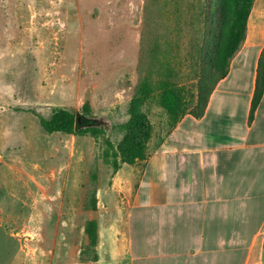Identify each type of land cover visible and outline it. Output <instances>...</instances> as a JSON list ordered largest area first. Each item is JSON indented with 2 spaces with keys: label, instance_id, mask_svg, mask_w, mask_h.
<instances>
[{
  "label": "rangeland",
  "instance_id": "rangeland-1",
  "mask_svg": "<svg viewBox=\"0 0 264 264\" xmlns=\"http://www.w3.org/2000/svg\"><path fill=\"white\" fill-rule=\"evenodd\" d=\"M250 4L0 0V264L115 262L99 230L125 228L129 169L203 112Z\"/></svg>",
  "mask_w": 264,
  "mask_h": 264
},
{
  "label": "crops",
  "instance_id": "crops-1",
  "mask_svg": "<svg viewBox=\"0 0 264 264\" xmlns=\"http://www.w3.org/2000/svg\"><path fill=\"white\" fill-rule=\"evenodd\" d=\"M133 170L125 228L99 230L113 236L108 264H264V0L203 112Z\"/></svg>",
  "mask_w": 264,
  "mask_h": 264
},
{
  "label": "trees",
  "instance_id": "trees-1",
  "mask_svg": "<svg viewBox=\"0 0 264 264\" xmlns=\"http://www.w3.org/2000/svg\"><path fill=\"white\" fill-rule=\"evenodd\" d=\"M252 3H253V0H251L249 12H250ZM245 27H246V24H245ZM227 72H228V70L226 72L223 71L222 74L219 76L218 81L220 79H222L227 74ZM41 122L43 123V125H45V127L48 130L55 129V128H64V129H72L73 128V116L69 115L67 113H62V112L57 113L52 121H49V120L42 118ZM87 129L94 130L95 128L94 127H88ZM90 229H91V233L90 232H88V233L91 236H93V238H95L96 233H94L95 230L93 228V223H91V226L89 227V231H90Z\"/></svg>",
  "mask_w": 264,
  "mask_h": 264
}]
</instances>
